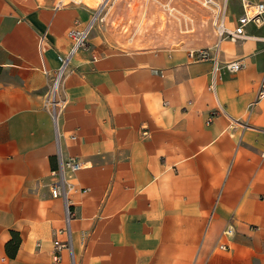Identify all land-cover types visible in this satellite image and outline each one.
<instances>
[{
    "label": "crops",
    "instance_id": "1",
    "mask_svg": "<svg viewBox=\"0 0 264 264\" xmlns=\"http://www.w3.org/2000/svg\"><path fill=\"white\" fill-rule=\"evenodd\" d=\"M95 10L0 0V264H71L69 249L53 258L58 157L81 165L64 168L74 264H264V24L204 58L123 46L96 20L60 73L55 126L47 100L67 32ZM225 14L232 31L240 0Z\"/></svg>",
    "mask_w": 264,
    "mask_h": 264
},
{
    "label": "rangeland",
    "instance_id": "2",
    "mask_svg": "<svg viewBox=\"0 0 264 264\" xmlns=\"http://www.w3.org/2000/svg\"><path fill=\"white\" fill-rule=\"evenodd\" d=\"M103 9L97 21L113 32L123 46H184L198 57H212L217 50L218 24L225 22L226 0L220 5L217 24L213 22V3L202 0H115ZM97 7L100 0H90ZM123 4V6H121Z\"/></svg>",
    "mask_w": 264,
    "mask_h": 264
},
{
    "label": "built area",
    "instance_id": "3",
    "mask_svg": "<svg viewBox=\"0 0 264 264\" xmlns=\"http://www.w3.org/2000/svg\"><path fill=\"white\" fill-rule=\"evenodd\" d=\"M109 2V3H108ZM242 7V14L237 18V25L232 31H227L225 28L224 22L218 24L222 29L218 30V34L220 37L226 33V35L230 39H234L238 36H241L244 32V26L249 22H254L256 24H264V0H240ZM111 5L110 0H100V4L96 7L95 13L89 21L83 25H80L77 21L74 25L68 30L67 36L70 40L71 46L69 52L66 56L60 57L61 66L56 73V77L54 79L51 91L49 93V97L47 100V104L53 119V123L57 125V112L60 107L63 105V99H60L56 95V90L58 87V81L60 77V73L67 63L69 57L79 48L86 47L88 41V35L90 30L93 28L94 23L99 18V14L101 11ZM217 26V27H218ZM227 68L230 71H236L240 68V64L237 61H231L227 63ZM264 94V81L260 85L259 97H262ZM68 166L70 170L75 171L81 168V165L76 162H70L64 164L62 159L58 157V167L56 170L59 179L53 183L52 186V194L56 196L58 194L57 189L60 188L59 192L63 199L64 206V223L65 225L62 228L55 229L53 231V258L55 261L60 259V252L63 249H69L71 253V264H74L73 254H72V246H71V232H70V222L73 219V209L72 204L65 192V187L68 183L65 181L64 168ZM232 233V229L228 227L227 229L222 231L223 235H229ZM65 235V240H60L59 236ZM221 247L225 245L223 243L220 244Z\"/></svg>",
    "mask_w": 264,
    "mask_h": 264
},
{
    "label": "trees",
    "instance_id": "4",
    "mask_svg": "<svg viewBox=\"0 0 264 264\" xmlns=\"http://www.w3.org/2000/svg\"><path fill=\"white\" fill-rule=\"evenodd\" d=\"M20 238L17 232L11 231V239L5 244V252L10 258H14L19 246Z\"/></svg>",
    "mask_w": 264,
    "mask_h": 264
},
{
    "label": "bare ground",
    "instance_id": "5",
    "mask_svg": "<svg viewBox=\"0 0 264 264\" xmlns=\"http://www.w3.org/2000/svg\"><path fill=\"white\" fill-rule=\"evenodd\" d=\"M115 0H110V2L111 3H113ZM81 2L84 4V5H87V6H89L90 4H92L91 2H90V0H81ZM207 2H212L213 3V13H214V15H213V22H214V25H216L217 24V20H218V18H219V15H220V5L218 4V3H215V2H213V1H211V0H202V4L203 5H205L206 6V3ZM109 3V2H108ZM208 4V3H207ZM209 5V4H208ZM218 28V30H221L222 29V27L221 26H218L217 27Z\"/></svg>",
    "mask_w": 264,
    "mask_h": 264
}]
</instances>
